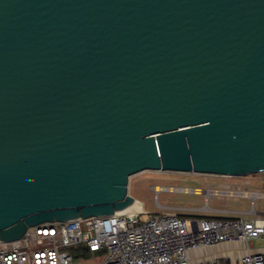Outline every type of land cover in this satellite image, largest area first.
Listing matches in <instances>:
<instances>
[{
  "label": "water",
  "instance_id": "water-1",
  "mask_svg": "<svg viewBox=\"0 0 264 264\" xmlns=\"http://www.w3.org/2000/svg\"><path fill=\"white\" fill-rule=\"evenodd\" d=\"M143 171L264 172V0H0V242Z\"/></svg>",
  "mask_w": 264,
  "mask_h": 264
},
{
  "label": "built area",
  "instance_id": "built-area-1",
  "mask_svg": "<svg viewBox=\"0 0 264 264\" xmlns=\"http://www.w3.org/2000/svg\"><path fill=\"white\" fill-rule=\"evenodd\" d=\"M142 204L136 213L30 227L25 238L0 242V264H80L72 249L82 246L99 264H264V211L182 215Z\"/></svg>",
  "mask_w": 264,
  "mask_h": 264
},
{
  "label": "rangeland",
  "instance_id": "rangeland-1",
  "mask_svg": "<svg viewBox=\"0 0 264 264\" xmlns=\"http://www.w3.org/2000/svg\"><path fill=\"white\" fill-rule=\"evenodd\" d=\"M176 187L185 190L211 188L226 190L229 193L224 192L223 195L215 193L207 197L202 192L175 191ZM128 190L133 197L144 203L145 209L149 212L161 210L182 215L251 217L256 210L264 211V172L244 177H230L143 171L130 178ZM80 264H99V261L90 258L81 260Z\"/></svg>",
  "mask_w": 264,
  "mask_h": 264
},
{
  "label": "trees",
  "instance_id": "trees-1",
  "mask_svg": "<svg viewBox=\"0 0 264 264\" xmlns=\"http://www.w3.org/2000/svg\"><path fill=\"white\" fill-rule=\"evenodd\" d=\"M72 252L76 261L90 259L94 256V254L85 246L79 247V249L73 248Z\"/></svg>",
  "mask_w": 264,
  "mask_h": 264
},
{
  "label": "bare ground",
  "instance_id": "bare-ground-1",
  "mask_svg": "<svg viewBox=\"0 0 264 264\" xmlns=\"http://www.w3.org/2000/svg\"><path fill=\"white\" fill-rule=\"evenodd\" d=\"M156 189L158 188V187H155ZM169 189H171V188H169ZM196 192H204L205 194H206V196L207 197H209V196H211V195H214L215 193H221L222 191H219V190H214V189H196L195 190ZM224 192H228L229 193V191H224ZM231 193V192H230ZM257 194H254V196H256ZM254 196H252L253 198H254ZM136 200H138V199H136ZM139 201V206L137 207V209H135V210H132V211H127V212H130V213H136V212H138L139 210H141L142 209V207H143V204H142V202L140 201V200H138Z\"/></svg>",
  "mask_w": 264,
  "mask_h": 264
}]
</instances>
